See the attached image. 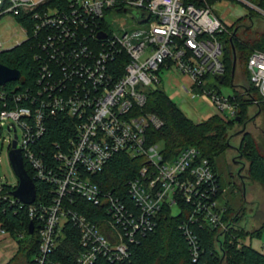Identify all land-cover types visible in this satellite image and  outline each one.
<instances>
[{
	"label": "built area",
	"instance_id": "built-area-1",
	"mask_svg": "<svg viewBox=\"0 0 264 264\" xmlns=\"http://www.w3.org/2000/svg\"><path fill=\"white\" fill-rule=\"evenodd\" d=\"M240 1L252 9L249 17L264 19V9ZM123 14L135 25L117 26ZM4 16H28L42 51L36 57L38 95H18L16 105L0 110V122H10L8 150L16 141L31 178L49 186L28 205L40 240L34 264H68L54 257L68 224L79 233L74 264H98L100 258L128 264L132 246L156 230L163 211L177 215L182 206L188 216L180 229L197 263L202 247L194 228L229 230L218 173L196 147L167 158L161 144H150L148 129L163 122L142 108L147 90L161 84L164 72L176 71L190 80V97L200 90L219 113L235 118L241 105L236 95L208 88L211 77L219 81L226 74L219 36L230 34L233 25L218 18L207 0H0ZM21 27L29 39L28 28ZM248 71L264 102V51L253 49ZM23 99L30 105L20 106ZM60 117L69 121L65 140L46 149L40 140ZM120 153L146 160L127 182L128 201L94 180ZM3 190L0 183V205L8 198ZM81 201L94 206L96 220L81 212ZM248 240H239L238 247Z\"/></svg>",
	"mask_w": 264,
	"mask_h": 264
},
{
	"label": "trees",
	"instance_id": "trees-1",
	"mask_svg": "<svg viewBox=\"0 0 264 264\" xmlns=\"http://www.w3.org/2000/svg\"><path fill=\"white\" fill-rule=\"evenodd\" d=\"M224 0H207L211 5ZM264 9V0H248ZM197 4H199L197 2ZM254 16H250L253 19ZM16 20L24 27L28 28L29 39L12 49L0 53V63L12 69H17L22 73L20 82L9 83L3 91L7 92L8 98L0 99V110L5 105L11 107L16 105L14 98L18 95L28 93V95H38L39 77L41 72L40 61L36 59L42 51L38 40L33 36L32 22L28 16L17 17ZM238 23L230 28V34L219 36L224 46V63L226 74L219 80L220 83L231 85L235 90V95L240 101V109L235 118L230 119L221 113L208 118L199 123L188 118L180 107L169 97L160 87L147 90V101L142 108L143 112L157 115L163 122L159 129L150 127L148 129L149 143L161 144L167 158L177 156L186 147L193 146L200 150L202 155L209 159L215 171L216 161L226 154L231 145L230 130L235 125L247 127L249 121L255 117H262L264 121V102L261 100L260 92L254 88L250 82L248 71V60L253 49L264 51V30L245 31L244 38H239ZM236 58V68L234 60ZM241 68L244 83L237 81V70ZM253 100L257 104H253ZM20 106H29V101L23 99ZM251 107L257 109L255 115L250 114ZM238 119H240L238 121ZM67 118L60 117L51 122L48 132L40 140V144L50 149L54 142L63 143L65 140V130L67 129ZM242 140L238 147L240 159L246 161L247 180L257 183L264 190V129L261 130L260 137L244 129ZM47 149V148H46ZM146 163L143 158H132L126 153L117 154L105 167L104 171L94 177V180L105 190L112 191L129 200L127 196V182L134 178L140 168ZM25 168L29 175L33 177V172L25 162ZM245 164V163H244ZM219 177V175H218ZM220 180V177H219ZM221 183V182H220ZM38 199L46 194L49 186L41 181H35ZM3 194L7 195L6 200H2L0 205V225L3 231L10 233L19 243V251L8 264H34L33 258L39 252L40 240L37 231L33 234L29 232L31 218L28 205H22L15 201L13 203L12 192L16 190L7 183L3 184ZM221 186V194H222ZM244 192V189L243 191ZM82 202V201H81ZM79 206L81 212L90 219L96 220L93 211L94 206L82 202ZM180 214H172L166 208L160 215L159 224L155 231L141 238L139 243L132 246V257L128 264H264V254L254 249L252 245L238 247L239 240L259 238L264 233V219L260 225L258 216L261 215L262 201L258 205V210L254 216V222L258 226L251 230L242 225L247 216V208L236 210L230 205L227 206L224 221L229 226L228 231H222L210 226L202 228L195 227V233L199 237L202 247L201 257L197 263L191 259L190 243L180 229V225L188 216V207L182 206ZM22 236V237H21ZM79 233L72 225L68 224L65 230V238L55 253V259L74 264L79 252ZM98 264H111L104 258L98 260Z\"/></svg>",
	"mask_w": 264,
	"mask_h": 264
},
{
	"label": "rangeland",
	"instance_id": "rangeland-1",
	"mask_svg": "<svg viewBox=\"0 0 264 264\" xmlns=\"http://www.w3.org/2000/svg\"><path fill=\"white\" fill-rule=\"evenodd\" d=\"M252 9L246 3L240 0L222 1L212 5L213 13L220 18L227 26L231 27L238 23L239 38H244L245 31H262L264 30V19L260 16H255L250 19L249 13ZM122 17L117 20L116 25L119 26L122 22H126L128 27L134 26L135 22L131 16L120 15ZM246 31V32H247ZM0 39L5 50L21 44L26 40V34L18 21L12 16H4L0 18ZM237 81L242 85L244 79L242 77L241 68L237 70ZM162 81L158 86L162 88L169 97L180 107L185 115L199 123L207 120L213 115L219 114L217 109L212 105L206 96H202L200 90H195L200 96L190 97L188 93L189 80L176 71L164 72L161 75ZM209 89H214L224 95L235 94V90L231 85L220 83L218 79L211 77L209 80ZM189 94V93H188ZM257 109L251 107L250 114L255 115ZM10 122H0V183H7L13 187L18 185V178L9 161V139L11 134L8 132ZM247 129L252 132L255 137L259 138L261 130L264 129V121L262 117H255L249 121L247 127L242 125H235L230 130L231 145L239 147L242 140V131ZM21 134V131L19 132ZM239 161L241 163H236ZM245 163V164H244ZM216 168H218V175L222 186V204L234 207L236 210L245 206L247 208V216L243 220L242 225L251 230L257 227L264 219V190L257 183H252L247 180V163L238 158V152L230 149L226 154L221 156L216 161ZM240 173V176L238 174ZM235 175V178H234ZM244 189V192H242ZM262 201V212L258 216V224L254 222V216L258 210V205ZM177 210L174 209V213ZM249 245L264 254V233L259 238H254L247 241Z\"/></svg>",
	"mask_w": 264,
	"mask_h": 264
},
{
	"label": "water",
	"instance_id": "water-1",
	"mask_svg": "<svg viewBox=\"0 0 264 264\" xmlns=\"http://www.w3.org/2000/svg\"><path fill=\"white\" fill-rule=\"evenodd\" d=\"M236 68V58L234 60V72ZM22 73L17 69H12L0 63V87H4L9 83L20 82ZM240 119H238L239 121ZM17 142H13V149L9 151L8 157L10 164L18 178L16 190L12 192V196L23 204L30 205L36 201L37 189L34 180L27 172L21 152L16 149ZM35 225L33 222L29 225V232L33 234Z\"/></svg>",
	"mask_w": 264,
	"mask_h": 264
},
{
	"label": "crops",
	"instance_id": "crops-1",
	"mask_svg": "<svg viewBox=\"0 0 264 264\" xmlns=\"http://www.w3.org/2000/svg\"><path fill=\"white\" fill-rule=\"evenodd\" d=\"M189 87L190 82L188 88ZM186 95H188V93H186ZM18 251L19 243L17 239L13 237L10 233L3 232L0 225V264H8L10 260L17 254Z\"/></svg>",
	"mask_w": 264,
	"mask_h": 264
},
{
	"label": "flooded vegetation",
	"instance_id": "flooded-vegetation-1",
	"mask_svg": "<svg viewBox=\"0 0 264 264\" xmlns=\"http://www.w3.org/2000/svg\"><path fill=\"white\" fill-rule=\"evenodd\" d=\"M245 127H246V126H245ZM233 150H236V151L238 152V147H236V148H235V147H233ZM238 157H240V156H239V154H238ZM235 162H236V163H241V162H239V161H238V162H237V161H235ZM238 173H239V172H238ZM238 176H240V173L238 174ZM234 178H235V175H234Z\"/></svg>",
	"mask_w": 264,
	"mask_h": 264
}]
</instances>
